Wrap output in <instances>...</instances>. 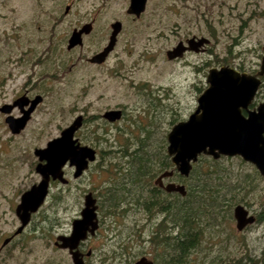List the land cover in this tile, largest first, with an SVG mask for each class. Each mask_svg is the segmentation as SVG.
I'll list each match as a JSON object with an SVG mask.
<instances>
[{
  "label": "rangeland",
  "instance_id": "1",
  "mask_svg": "<svg viewBox=\"0 0 264 264\" xmlns=\"http://www.w3.org/2000/svg\"><path fill=\"white\" fill-rule=\"evenodd\" d=\"M129 2L0 0L4 87L13 90L30 77L46 98L44 127L36 142L54 136L81 115L76 138L97 149L78 188L58 186L49 191L43 211L28 226L26 246L17 243L5 264H72L67 250L53 248V233L68 232L88 191L97 199L100 231L80 244L82 251L92 248L85 264H131L144 254L153 256L163 221L158 203L169 199L150 187V177V182L144 179L145 173L160 170L161 158L155 153H164L171 126L195 108L210 67L259 70L264 0H147L139 16L126 12ZM114 21L121 24L114 49L101 65L90 63L91 53L107 43ZM84 23L91 25L89 32L82 35L80 45L68 49L72 29ZM192 37L207 39L202 51L167 58V50ZM262 100L264 79L254 98ZM113 107L122 109L120 120L104 123L94 117ZM145 156V169L140 171L139 160ZM192 172L185 180L177 175L176 181L188 189L193 183L197 191H204L202 196L220 188V197L209 204L215 206L211 211L199 206L206 201H188L196 219L201 217L198 207L204 208L197 225L202 232L189 245L165 252L158 263L264 264V176L239 156L201 155ZM207 176L212 187L204 182ZM236 204L254 216L250 227L236 229L232 215Z\"/></svg>",
  "mask_w": 264,
  "mask_h": 264
},
{
  "label": "water",
  "instance_id": "2",
  "mask_svg": "<svg viewBox=\"0 0 264 264\" xmlns=\"http://www.w3.org/2000/svg\"><path fill=\"white\" fill-rule=\"evenodd\" d=\"M147 0H130L128 13L139 15L145 8ZM115 21L110 42L102 52L94 55L90 61L99 62L112 49L115 35L120 27ZM89 24L74 31L70 38V45L79 42L82 32L87 31ZM207 40L204 37H192L187 40V46L182 41L167 50V57L174 58L182 54L188 47L194 49ZM264 73V56L259 70L252 74L237 70L228 65L210 67L207 73V87L198 97L196 110L183 121L175 123L167 134V153L172 162L182 174H188L191 162L201 153L217 158L223 156H239L242 160L252 163L258 172L264 176V101L256 108L249 109L260 86V75ZM246 112V114L243 113ZM120 110L111 109L105 112L106 117L114 121L119 117ZM82 116H77L59 136L48 141L47 147L40 151L47 161L44 166L43 180L26 191L21 199L19 210H23L22 223L27 220L29 211H34L43 201L48 186V178L54 179L62 175L61 168L69 159L77 165V173L87 166L88 160L94 158V150L88 145H81L73 138L74 132L81 125ZM162 173L158 179L170 175ZM185 195L184 185L170 183L166 187ZM264 203V199H263ZM96 205L92 193H86L84 206L80 217L72 223V230L68 235H59L56 243L67 248L72 255V264H83L82 254L78 250L79 243L86 239L88 233L96 228ZM237 230H241L247 223L254 220L244 206L237 204L234 208ZM60 241V243H59ZM132 264H152L142 257Z\"/></svg>",
  "mask_w": 264,
  "mask_h": 264
},
{
  "label": "flooded vegetation",
  "instance_id": "3",
  "mask_svg": "<svg viewBox=\"0 0 264 264\" xmlns=\"http://www.w3.org/2000/svg\"><path fill=\"white\" fill-rule=\"evenodd\" d=\"M128 7L129 5L127 6V9H126L127 13H128ZM68 9L69 8L67 7L66 10ZM112 23L110 24L111 31H110V35H109V39L107 43L99 50L91 53V56L88 58L90 63L101 65L103 62H105L110 52L114 49L116 38L119 34V31L121 30V25L115 35V40H114L112 49L107 52L103 60L99 62L90 61V59L94 55L102 52L103 49L110 42V38L113 32V29L111 27ZM85 24H88V23L76 25L72 29V33L74 31H78ZM90 27L91 25L88 27L87 31H84L81 33L79 37V42H77L76 44H79V45L81 44L82 35L85 33H88L90 30ZM188 39H185V40L183 39L180 41H182L187 46ZM206 43L207 41L198 47H194V49H189L187 47L182 52V54L185 51H195V52H198L199 50L202 51L203 50L202 47ZM74 45H70V42H69L68 49L73 48ZM166 56H167V52H166ZM178 57H174L171 59H177ZM168 59L170 60V58ZM257 71L258 70H255L250 73L254 74ZM259 78L261 79V82H262V80L264 79V73L260 75ZM31 80L32 79L30 77L25 78L21 84L15 85V88L13 90H10L4 87L5 83L3 81L5 80L0 78V264H5L6 258L9 255V251L14 250L15 245L17 243H21L23 247L26 246L27 240H29L27 237V233L30 232V230H28L29 229L28 226L34 221V219H36V217L40 214V212L43 211V204L45 202L46 196L49 193V191L52 188L58 187V186L71 188L72 186L74 187L76 185V187L78 188L79 187L78 183L81 179L83 172L88 168L89 163L95 161L96 156H97V149L92 147V149L94 150V158L92 160H88L87 166L82 170V172L77 173V165H75L74 163H71V161L68 159L61 168L62 175L60 178L57 177L54 179L51 175H49L47 192H46V195L42 203L34 211H29V214L26 219L27 221L24 224L22 223L21 215H23L24 213H23V210L18 209V207L21 204L22 196L26 191H29L32 188V186L39 184L43 180V177H44L43 171H44V166L46 165L47 161L42 158L40 151L47 147V143L49 140H51L54 137L59 136L62 130L65 127H67L77 116H79V115H76L70 122L66 123L61 128H59L58 132L54 136L44 139L41 142H36V139H35L36 136L42 132V128L44 127L43 117L45 114L46 98H45L44 93L36 87V83H33ZM205 82H206V87H207L208 85L207 74L205 76ZM204 89L205 88H203L201 92ZM199 95L200 93L196 97V106L190 112L188 117L196 110V107L198 105ZM155 100L157 101L158 99L155 98ZM262 101L256 102L253 99L252 103L249 105V109L256 108L257 105ZM111 109L120 110L119 117L114 121L109 120L105 115V112ZM243 113L246 114L245 111H243ZM122 116H123L122 109L119 107H113V108H105L101 112L100 115L94 116V117L102 118L104 120V123H114L115 121L120 120ZM188 117L186 119H188ZM82 121H81V124H82ZM80 127L81 125L76 129L73 135V138L76 139L79 144L81 143L76 138L75 134L79 130ZM31 129H34V132L30 134L29 131ZM167 134H166L165 141H164L166 143V147L163 153L164 155L167 156V159H168L167 165H165L162 169L159 167L160 170L155 171L152 174H150V172H147L144 175V179L146 178L147 182H150L151 180L153 185L151 184L152 186L150 187L153 190H155V192L157 191L159 193H162L161 195H164V196L167 195L166 198H169L168 199L169 204L165 200L164 205L159 206L160 212L163 214V221L160 224V227L156 232V237L158 238V240H155V243H156L155 253L153 256H151L150 253L149 254L147 253L140 257V258L142 257L147 258V260L148 261L150 260L152 264H159L158 261L160 260L161 256L165 252L169 250L171 251L174 248L189 245L191 241L194 238H197L199 234L202 232L200 227H198L197 225L191 224V233L189 235L190 237L187 239V241L184 244L179 245L177 247L175 239L178 234L177 233L178 226L176 224V202H175L174 197L176 196V194H180V193L176 191H172V190H167L166 187L170 183L182 184L184 185L185 190H186V186L184 183L176 181L177 175L182 177L183 180H185L186 178H189V176L193 173L192 171H193V167L196 161L201 155L210 156L213 159H219L220 157L223 156L221 155L217 158H214L213 156L208 155L206 153H201L197 156V159L195 161L191 162V168L188 174H182L177 169L176 165L172 162L171 156L167 153V145H168ZM142 169H145V167ZM164 172H170L171 174L163 176L160 179H158V177ZM147 177H150V180H148ZM89 192L92 193L93 197L95 198V205H96V210H95L96 228L94 229L92 233H88V236H92V235H96L100 231V223L97 217V209H98L97 199L94 196L93 191H88L87 193ZM180 195L185 196L182 194ZM172 198L174 199L171 200ZM235 206L232 208V215H233L234 220H235V217H234ZM263 207H264V203H263ZM80 213H81V210L79 212V215L70 221L68 225V232H60V233L54 232L53 233L54 235L53 240H52L53 248L57 251L67 250L68 254L71 257V261H72V255L69 252V250L67 248L60 247L59 244L56 243V241L59 235H68L71 232L72 223L75 219L80 217ZM253 223H255V218L252 222L247 223L241 230L245 229L248 226L250 227ZM235 227H236V222H235ZM81 242L79 243L78 250L82 254L81 258H82L83 264H85V258L91 256L92 248H89L87 251H82L80 249ZM23 252L26 253L27 250ZM158 255L160 257H158ZM140 258H138L132 263H135Z\"/></svg>",
  "mask_w": 264,
  "mask_h": 264
},
{
  "label": "trees",
  "instance_id": "4",
  "mask_svg": "<svg viewBox=\"0 0 264 264\" xmlns=\"http://www.w3.org/2000/svg\"><path fill=\"white\" fill-rule=\"evenodd\" d=\"M155 155H156V157L161 158V160L159 162V167L162 169L168 163L167 156L164 155L162 152L155 153ZM141 159L139 160L140 166L138 167V169L140 168V171H141L142 168L145 167L144 164H143V161H145L147 158L145 156V158L142 157ZM207 178H208V176L204 178V182H206ZM195 181L198 184L197 181H200L199 176L195 179ZM192 184L193 183L189 184V189L186 188L185 196H181L180 194H176V196H175V202H176V224L178 226V229H177V233L178 234H177L176 239H175L177 247L179 245L184 244L187 241L188 238L186 239V237H188L190 235V233H191V224L198 225V224L201 223V221L203 219L201 210L204 209V208H207L209 211H211V209L213 207H215V206H213L212 204H211V206H209V204L211 202L219 199V197H220V196H217V194H220V188H217V187L211 188V190H209V194H207L205 196H202L204 194L203 193L204 191H202V192L197 191L196 187L192 186ZM216 184L217 183H215L214 185H216ZM199 185H200V183H199ZM208 186H211V185L208 184ZM198 192L200 194H198ZM192 199L194 201L195 200H199V201L203 200V201L208 202V204H206V205L205 204L204 205H199L200 207H204V208H199L197 206L198 210H197L196 214H198L199 217L201 215V217L198 218V219L195 218L194 211L191 212L192 208L190 207V205L188 203V201H192ZM164 201H165L164 199L160 200L159 203H158V207L159 206H163L164 205ZM166 201L169 204V201L168 200H166ZM166 209H167V207H166Z\"/></svg>",
  "mask_w": 264,
  "mask_h": 264
}]
</instances>
